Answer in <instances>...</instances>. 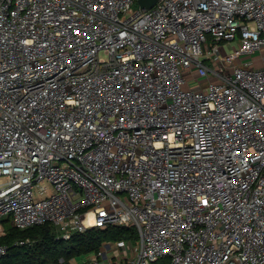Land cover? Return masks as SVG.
Segmentation results:
<instances>
[{
  "label": "built area",
  "instance_id": "obj_1",
  "mask_svg": "<svg viewBox=\"0 0 264 264\" xmlns=\"http://www.w3.org/2000/svg\"><path fill=\"white\" fill-rule=\"evenodd\" d=\"M135 2L0 0V238L132 228L72 264H264V0Z\"/></svg>",
  "mask_w": 264,
  "mask_h": 264
},
{
  "label": "trees",
  "instance_id": "obj_2",
  "mask_svg": "<svg viewBox=\"0 0 264 264\" xmlns=\"http://www.w3.org/2000/svg\"><path fill=\"white\" fill-rule=\"evenodd\" d=\"M7 222L11 223V219L8 218ZM137 239L138 234L132 228L91 229L74 233L65 240L59 237L57 228L51 222L25 230L11 224L7 226L6 235L0 238V245L9 248L8 253L0 258V264H61V259L64 260L62 264H72V261L81 263L79 258L100 252L107 243ZM21 241L30 242L16 245ZM156 264L172 262L166 257Z\"/></svg>",
  "mask_w": 264,
  "mask_h": 264
},
{
  "label": "rangeland",
  "instance_id": "obj_3",
  "mask_svg": "<svg viewBox=\"0 0 264 264\" xmlns=\"http://www.w3.org/2000/svg\"><path fill=\"white\" fill-rule=\"evenodd\" d=\"M139 9H140V5L136 2L135 5L133 6L132 11H138ZM233 46H235V47L238 48L240 45H239V43H235L234 45H232V47H233ZM232 47L229 46V48H227V49L224 48V50H226V51H228V52L230 53V51H232V50H231ZM261 54L264 56V48L262 49ZM45 183H46V182H45ZM3 220L5 221L4 224H5L6 226L11 225V223L7 222L8 217H5ZM79 261H83V259H80V258H79Z\"/></svg>",
  "mask_w": 264,
  "mask_h": 264
},
{
  "label": "water",
  "instance_id": "obj_4",
  "mask_svg": "<svg viewBox=\"0 0 264 264\" xmlns=\"http://www.w3.org/2000/svg\"><path fill=\"white\" fill-rule=\"evenodd\" d=\"M159 0H137V3L140 5V9H151L154 7V5L158 2Z\"/></svg>",
  "mask_w": 264,
  "mask_h": 264
},
{
  "label": "crops",
  "instance_id": "obj_5",
  "mask_svg": "<svg viewBox=\"0 0 264 264\" xmlns=\"http://www.w3.org/2000/svg\"><path fill=\"white\" fill-rule=\"evenodd\" d=\"M77 262V261H76Z\"/></svg>",
  "mask_w": 264,
  "mask_h": 264
}]
</instances>
